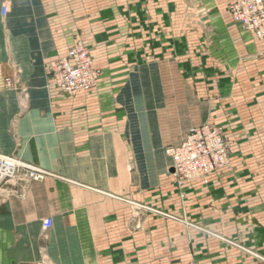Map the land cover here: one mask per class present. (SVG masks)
I'll list each match as a JSON object with an SVG mask.
<instances>
[{
    "label": "crops",
    "instance_id": "obj_1",
    "mask_svg": "<svg viewBox=\"0 0 264 264\" xmlns=\"http://www.w3.org/2000/svg\"><path fill=\"white\" fill-rule=\"evenodd\" d=\"M235 1L0 0V152L49 173L4 189L0 264L237 263L182 225L147 216L137 230L139 202L264 255V149H231L230 170L182 190L166 155L192 128L228 121L239 92L253 112L242 120L264 121V43L235 32ZM78 42L102 75L69 97L50 66Z\"/></svg>",
    "mask_w": 264,
    "mask_h": 264
},
{
    "label": "built area",
    "instance_id": "obj_2",
    "mask_svg": "<svg viewBox=\"0 0 264 264\" xmlns=\"http://www.w3.org/2000/svg\"><path fill=\"white\" fill-rule=\"evenodd\" d=\"M1 8L5 17L9 11L8 3H3ZM229 12L237 25L257 39L264 40V0H236ZM99 74L90 51L81 42L76 43L66 56L52 62L49 73L52 86L69 97L91 91ZM5 87H13L12 79H5ZM166 155L171 158L172 169L181 188L196 179L208 183V176L230 165L224 129L220 126L205 125L192 129L179 145L166 149ZM48 176L46 171L0 152V206L3 191L8 185L41 182ZM52 227V218L43 221L44 231Z\"/></svg>",
    "mask_w": 264,
    "mask_h": 264
},
{
    "label": "rangeland",
    "instance_id": "obj_3",
    "mask_svg": "<svg viewBox=\"0 0 264 264\" xmlns=\"http://www.w3.org/2000/svg\"><path fill=\"white\" fill-rule=\"evenodd\" d=\"M232 4L229 5L228 11H229V8L231 7ZM229 14H230V12H229ZM233 25H234L233 26L234 29L237 30L235 32L242 33V29L234 21H233ZM254 39L258 42L264 43V40L257 39L255 36H254ZM90 53H91V51H90ZM92 59H93V65L96 68L95 60L93 57H92ZM96 70H98V69L96 68ZM99 73H100L99 74L100 76H99V79L97 80V83L99 82L101 75H102L100 71H99ZM208 76H209L208 74L207 75H199V83L203 87L202 88L203 93H205V91H206V93H210V84L208 83V81H209ZM187 77H189V75H187ZM97 83H96V85H97ZM96 85L94 86V88L92 90L95 89ZM13 86H14V83H13ZM12 88H10V89H12ZM91 91L82 92V93H89ZM228 92H230V91L224 92V95L226 98L229 96ZM70 97H73V96H70ZM230 97H231V95L229 96V98ZM205 100L207 102H210V100H211L210 95L206 96ZM233 100H234L233 104H230L229 106H227L223 110L224 111L223 113L226 114V117L228 116V118H229L228 121H224V122L223 121L222 122L221 121H211V119H209V121H206L203 123L204 124L203 126H205V125L220 126V127H223V129H225L224 130V136H225L226 144L228 146L229 154L231 152V149H264V121L263 120H261V121H243L242 116L244 117L247 114H251L253 112L250 111L251 112L250 113L249 111H245V108L240 104V102H241L240 92L238 95H235ZM175 106H176L175 104L174 105L171 104V109L174 108ZM258 110H263V108L258 107ZM255 113H257V108H256ZM262 113H264V112L262 111ZM171 116H172V114H171ZM217 122H218V124H217ZM219 122L221 124H219ZM171 128H172V122H171ZM192 129H195V128H192ZM230 169H231V154H230V165L224 169L217 171L216 174L222 173V172H224L226 170H230ZM173 175H174V170H173ZM214 175H215V173L208 176L207 181L209 182L210 177H212ZM174 177H175V181H176V184H177V187L179 190H182L183 188H185V186L188 183L191 182V181H188L181 188L178 186V180H177L175 175H174ZM196 180H201L205 183V180H203V179H196ZM192 181H194V180H192ZM205 184H208V183H205ZM152 204L153 203H151L149 205V204H146L144 202L138 203V216H137V226H136L137 230L142 229L143 224L146 222V220L148 218L147 216H152L151 219H153L155 222H158L164 226L165 225L168 226L171 223L176 224V225H182L183 227H185L187 229L186 231H188V233H190V234H188V233L186 234L187 239L188 238L192 239V237L194 236L193 232H195L197 234L202 233L199 236H201V238L202 237L205 238V240H207V241L216 242L218 245L219 251L226 253V254L233 253L234 256L236 257L235 258L237 261L236 264H249V261H250V264H252V263L253 264H264V255L260 254L257 250L247 248L244 244H242L239 241H236V239H233L229 236L214 233V232L210 231L208 228H206L205 225L191 220L186 215H179V213L177 211H172L167 206L164 207V205H162V207H160V206L152 205ZM189 264H198V263L191 262Z\"/></svg>",
    "mask_w": 264,
    "mask_h": 264
}]
</instances>
